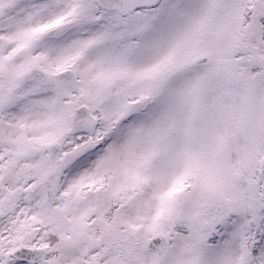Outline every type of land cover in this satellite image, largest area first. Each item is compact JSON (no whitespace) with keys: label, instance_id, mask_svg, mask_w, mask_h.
I'll use <instances>...</instances> for the list:
<instances>
[{"label":"snow or ice","instance_id":"6c2138e0","mask_svg":"<svg viewBox=\"0 0 264 264\" xmlns=\"http://www.w3.org/2000/svg\"><path fill=\"white\" fill-rule=\"evenodd\" d=\"M0 264H264V0H0Z\"/></svg>","mask_w":264,"mask_h":264}]
</instances>
